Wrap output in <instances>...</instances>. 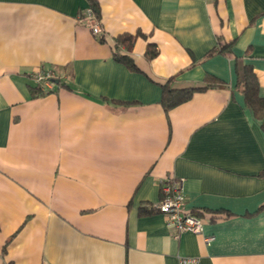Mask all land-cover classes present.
<instances>
[{
	"label": "crops",
	"instance_id": "obj_1",
	"mask_svg": "<svg viewBox=\"0 0 264 264\" xmlns=\"http://www.w3.org/2000/svg\"><path fill=\"white\" fill-rule=\"evenodd\" d=\"M96 1L105 41L89 0H0V264H264V129L237 88L242 62L264 97V0ZM138 32L135 70L112 44ZM40 70L70 76L34 96ZM169 80L219 85L166 112ZM168 177L229 216L176 237Z\"/></svg>",
	"mask_w": 264,
	"mask_h": 264
},
{
	"label": "trees",
	"instance_id": "obj_2",
	"mask_svg": "<svg viewBox=\"0 0 264 264\" xmlns=\"http://www.w3.org/2000/svg\"><path fill=\"white\" fill-rule=\"evenodd\" d=\"M90 8L95 16V18L100 22L101 12L99 3L96 0H89ZM141 32L136 34L124 33L117 36L112 44V50L114 57L126 64L129 68L140 70L136 65L134 59L130 55L137 38ZM101 41H105L104 33L100 37ZM124 48L126 50H124ZM226 49V48H224ZM219 51H224L223 48H220ZM159 53V50L154 42H149L147 45L146 55L149 59L155 58ZM212 53V52H210ZM55 72L54 70H51ZM58 74L59 83L54 85L56 86L66 85L67 80L66 76H70L69 73L56 72ZM56 79V78H55ZM218 83H212L209 80H206L201 83L191 84L187 86H179L173 83L172 81L166 82L163 87V95L161 103L166 112L171 108L178 106L189 100L196 91H204L210 87L218 86ZM52 89H43L42 86L38 83L31 85V91L34 96L45 95L46 93L52 92ZM237 88L240 90L245 98V104L249 107L253 113L261 120L262 128L264 129V97L260 95V84L256 73L253 71L251 65L243 64L238 62L237 64ZM264 207V205L262 206ZM191 212L201 218L206 222L208 221H218L229 216L227 212L212 211L206 210L204 208L192 209Z\"/></svg>",
	"mask_w": 264,
	"mask_h": 264
},
{
	"label": "built area",
	"instance_id": "obj_3",
	"mask_svg": "<svg viewBox=\"0 0 264 264\" xmlns=\"http://www.w3.org/2000/svg\"><path fill=\"white\" fill-rule=\"evenodd\" d=\"M86 18L92 32L100 38L103 30L91 8L87 10ZM33 77L36 83L40 84L43 89H52L57 75L51 70H40L33 74ZM161 188L162 197L157 203V207L165 215L168 227L175 230V236L179 237L185 231L202 233L205 221L187 209L185 205L186 194L183 189L182 180L171 177L165 178L162 180ZM210 239L212 238H208L207 240ZM181 262L182 264H195L198 262V259L195 257H184L181 258Z\"/></svg>",
	"mask_w": 264,
	"mask_h": 264
},
{
	"label": "water",
	"instance_id": "obj_4",
	"mask_svg": "<svg viewBox=\"0 0 264 264\" xmlns=\"http://www.w3.org/2000/svg\"><path fill=\"white\" fill-rule=\"evenodd\" d=\"M54 81H55L56 83H59V79H57V78H56Z\"/></svg>",
	"mask_w": 264,
	"mask_h": 264
}]
</instances>
